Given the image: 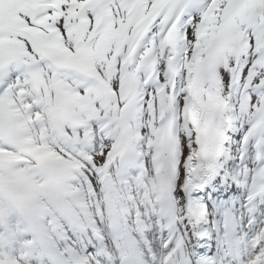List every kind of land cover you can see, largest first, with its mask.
Returning a JSON list of instances; mask_svg holds the SVG:
<instances>
[{"label":"snow or ice","instance_id":"1","mask_svg":"<svg viewBox=\"0 0 264 264\" xmlns=\"http://www.w3.org/2000/svg\"><path fill=\"white\" fill-rule=\"evenodd\" d=\"M0 264H264V0H0Z\"/></svg>","mask_w":264,"mask_h":264}]
</instances>
